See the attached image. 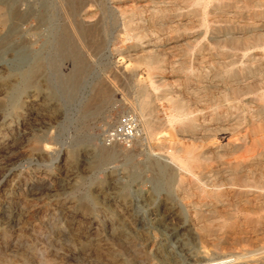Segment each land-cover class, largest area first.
I'll return each mask as SVG.
<instances>
[{
    "label": "rangeland",
    "instance_id": "rangeland-1",
    "mask_svg": "<svg viewBox=\"0 0 264 264\" xmlns=\"http://www.w3.org/2000/svg\"><path fill=\"white\" fill-rule=\"evenodd\" d=\"M255 1L0 0V264H264V0ZM182 108L200 122L195 138L170 121ZM124 115L137 134L107 144ZM164 136L183 142L181 157L197 145L209 154L200 182L227 192L215 208L207 198V220L163 164ZM244 150L239 172L218 174L221 155Z\"/></svg>",
    "mask_w": 264,
    "mask_h": 264
},
{
    "label": "bare ground",
    "instance_id": "bare-ground-1",
    "mask_svg": "<svg viewBox=\"0 0 264 264\" xmlns=\"http://www.w3.org/2000/svg\"><path fill=\"white\" fill-rule=\"evenodd\" d=\"M257 1V0H256ZM256 1H255V4H256ZM199 2V1H198ZM209 2V1H208ZM236 2V1H235ZM197 3V2H196ZM196 3H194V4H196ZM202 3V2H201ZM204 3V2H203ZM259 3V2H258ZM192 4V3H191ZM206 4V3H205ZM224 4V3H223ZM253 4V3H252ZM204 5V4H203ZM208 5V4H207ZM234 5V4H233ZM245 5H247V4H245ZM206 6V5H205ZM228 6V5H227ZM221 7V6H220ZM224 7V6H223ZM206 10V9H205ZM161 12V11H160ZM203 15V14H202ZM261 15V14H260ZM151 16L152 17H154V16H160L159 14H158V12L157 11H155L154 10V12H152V14H151ZM161 17V16H160ZM132 18V17H131ZM130 18V19H131ZM129 19V18H128ZM204 19V18H203ZM130 21L131 20H129L128 21V23L130 24ZM138 22V21H137ZM141 22V21H140ZM154 23H155V21H153ZM142 25V24H141ZM144 25V24H143ZM160 26V25H159ZM128 27V26H127ZM161 27V26H160ZM145 31V30H144ZM136 33H138V32H136ZM145 33V32H144ZM142 34V33H141ZM136 35V34H135ZM260 36V35H259ZM138 37V36H137ZM262 36H260V38H261ZM262 39H263V37H262ZM150 53V52H149ZM148 53V54H149ZM152 53V52H151ZM146 56H148L147 54L145 55V57ZM150 56H151V54H150ZM153 56V55H152ZM151 56V57H152ZM155 56V55H154ZM148 58V57H147ZM153 59H154V57H153ZM155 60V59H154ZM151 61V60H150ZM155 62V61H154ZM214 63V62H213ZM153 64V63H152ZM155 64H157V63H155ZM159 65V64H158ZM162 65H163V63H162ZM156 66V65H155ZM164 66V65H163ZM165 68H166V66H165ZM233 69V68H232ZM231 69V70H232ZM163 70V69H162ZM234 70V69H233ZM191 71V70H190ZM160 72V71H159ZM234 72H236L235 70H234ZM233 73V72H232ZM264 73V72H263ZM262 73V75H264ZM233 74H235V73H233ZM200 75V74H199ZM227 75V74H226ZM261 75V74H260ZM261 75V76H262ZM194 76V75H193ZM192 76V77H193ZM229 78H231L230 76H229ZM226 79H227V77H226ZM228 81V80H227ZM238 81V80H237ZM240 84H242V83H240ZM240 86V85H239ZM239 86H237V88H240ZM244 86V85H243ZM227 87V86H226ZM246 87V86H245ZM144 88V87H143ZM241 88H242V86H241ZM244 88V87H243ZM142 89V88H141ZM198 89V88H197ZM243 90H245V89H243ZM147 91V90H146ZM170 91V90H169ZM168 91V92H169ZM197 91V90H196ZM259 91V90H258ZM261 91V90H260ZM172 92V91H171ZM147 93V92H146ZM144 94V93H143ZM142 94V95H143ZM223 94H226L225 92L223 93ZM167 95V94H166ZM169 95V94H168ZM172 95V94H171ZM175 95V94H174ZM180 95V94H179ZM199 95V94H198ZM229 95V94H228ZM164 97H166V96H164ZM197 97V96H196ZM179 98H181L180 96H179ZM183 98V97H182ZM219 98V97H218ZM221 98V97H220ZM184 99V98H183ZM234 99H235V97H234ZM140 100V99H139ZM172 101H176L177 102V100L176 99H174V98H172L171 99ZM187 100V99H186ZM236 100H238V99H236ZM258 100H260V101H262L263 103H264V92H262V93H260L259 95H258ZM150 101V100H149ZM149 101L147 100V98H142L141 100H140V102H139V109H140V111L142 112V115H144L145 113V111L148 109V106H149ZM169 101V100H168ZM180 101H181V103L183 104V103H185V102H183L181 99H180ZM179 101V102H180ZM233 101V100H232ZM259 101V102H260ZM238 102V101H237ZM241 102V101H240ZM256 102V101H255ZM187 104V103H186ZM219 104H220V102H219ZM230 104V103H229ZM231 104H232V102H231ZM185 105V104H184ZM222 105V104H221ZM220 105V106H221ZM238 105H240V104H238ZM258 105V104H257ZM256 105V106H257ZM262 105V104H261ZM182 106V105H181ZM216 106H218V105H216ZM236 105H234V107H235ZM228 107V106H227ZM238 106H236L235 108H237ZM242 107H243V105H242ZM187 108H188V106H187ZM229 108V107H228ZM227 108V109H228ZM244 108V107H243ZM264 108V107H263ZM239 109V108H238ZM257 109V108H256ZM256 109H255V111H256ZM149 110V109H148ZM239 110H241V108L239 109ZM252 110V109H251ZM251 110H250V112H251ZM242 112V111H241ZM237 113V112H236ZM253 113V112H252ZM257 113V112H256ZM151 114H152V112H151ZM195 114V113H194ZM196 115V114H195ZM216 115V114H215ZM214 116V115H213ZM251 117H252V115H251ZM263 117V116H262ZM261 117V118H262ZM132 118H133V128H134V136H135V134H137L136 133V131H137V123H136V120H135V118L132 116ZM206 118V117H205ZM248 118V117H247ZM253 118V117H252ZM259 118V117H258ZM257 118V119H258ZM263 119V118H262ZM152 120V119H151ZM151 120H149V119H145V120H143V121H145V125H146V127H147V130H148V137L149 138H153L154 137V135L157 133L156 132V130H155V127L153 126V123H152V121ZM157 120V119H156ZM169 120V119H168ZM247 120V119H246ZM259 120V119H258ZM170 121H179L180 123H181V125H182V127H183V129L185 128V130H186V132L188 131V132H190V133H192V132H194V138H195V135L196 134H198V133H200V122L198 123L197 122V117H195V116H193V112H191V111H188V110H186L185 108H182V109H180V110H178V112H175L171 117H170ZM261 121H263V120H261ZM157 122V121H156ZM167 122V121H166ZM165 122V123H166ZM169 122V121H168ZM255 122V121H254ZM204 123V122H203ZM171 124V123H170ZM205 124H207V123H205ZM248 124V123H247ZM246 124V125H247ZM259 124H261L260 122H259ZM156 125V124H155ZM252 125V124H251ZM170 126H172V125H170ZM210 126V125H209ZM250 126V125H249ZM259 126V125H258ZM203 127V126H202ZM211 127V126H210ZM159 128V127H158ZM157 128V130H159ZM254 128H255V125H254ZM140 130V129H139ZM210 130H211V128H210ZM222 130V129H221ZM247 132V131H246ZM252 133H255V129H252V131H251ZM202 134V133H201ZM264 134V133H263ZM162 135V134H161ZM167 135V134H166ZM240 135V134H239ZM139 136V135H138ZM202 136V135H201ZM259 136V135H258ZM264 136V135H263ZM198 137H200V136H198ZM197 137V138H198ZM203 137V136H202ZM235 137V136H234ZM241 137V136H240ZM246 137V136H245ZM252 137V136H251ZM250 137V138H251ZM206 138V137H205ZM208 139H209V137H207ZM232 137H230L229 139V145H231V148H233V149H231V150H233V151H238L240 148H241V146H242V144H240V143H238L236 140H233V139H231ZM237 138V137H236ZM258 138V137H257ZM260 138V137H259ZM156 139V138H155ZM200 139H201V137H200ZM199 139V140H200ZM254 140H256V139H254ZM165 145H168V148H169V150H167V151H169V153H170V156L169 157H165L163 160H162V162H163V164L164 165H166L167 167H169L171 170H173L174 171V173H176L177 174V177H178V186H179V188L180 189H182L183 191H184V198H187V199H192L194 196H196L197 197V199H196V201L194 202V204H195V210H194V216H195V218L196 219H202V218H204V219H206L207 220V216L205 215V211H204V209H202V207L203 206H205V205H207L206 203V201H207V198H208V200L209 201H211L212 202V206L214 205V208H215V206L217 205V204H221L224 200H225V196H226V192H227V190H225V189H223V188H218V189H214V190H212V189H206L207 188V186H206V188L203 186V184L200 182V180H201V178H203V177H205L206 175L208 176V173L211 171V170H205V169H207V165L209 164L208 163V161H210V159L209 160H207V157H208V155L209 154H207V157L205 158V155H203L204 154V151H202V150H199L198 151V149H199V147H200V145H197V146H194V148L193 149H191V147H193V146H191L190 148H186V149H184V151H186V157H181L179 154H178V152L179 151H181V150H183V148H185L183 145H182V143L181 142H179L178 140H176V139H174L173 138V136H164L163 138H162V140H161ZM201 141H202V139H201ZM246 142H247V140H245ZM250 142H252V144H253V140L251 141V140H249ZM209 142V141H208ZM216 142V141H215ZM212 143V142H211ZM201 144V143H200ZM208 143H206V145H207ZM161 145V144H160ZM194 145V144H193ZM203 145V144H202ZM209 145V144H208ZM214 145V144H213ZM186 146V145H185ZM189 146V145H188ZM226 146V145H225ZM215 147V146H214ZM220 148H222L223 146L221 145V146H219ZM219 147H215V148H219ZM252 148H253V150H254V147L253 146H251ZM258 147V146H257ZM203 148H206V147H204L203 146ZM263 148H264V146H263ZM246 149V148H245ZM249 149V148H248ZM248 149H246V153H247V151H248ZM257 149H261V148H257ZM256 149V150H257ZM210 150V149H209ZM255 151V150H254ZM258 151V150H257ZM256 151V152H257ZM264 151V150H263ZM216 152V151H215ZM215 152H213V153H215ZM239 152V151H238ZM242 152H244V153H241L240 152V154L239 155H234V156H231V158H226L225 157V155H221L220 157H219V159H218V161H219V163H220V167L218 168V174L219 175H221V176H223V174L226 172V171H229V172H231L229 175H231L233 172H239L240 171V169L242 168L241 167V163H242V160H245L244 158L246 157V153H245V150L244 151H242ZM261 152V151H260ZM206 153V152H205ZM218 153V152H217ZM264 153V152H263ZM168 154V153H167ZM219 154V153H218ZM236 154V153H235ZM215 155V154H214ZM229 155V154H228ZM212 156V155H211ZM239 157H241V158H239ZM212 158H214V157H212ZM248 158V157H247ZM249 159V158H248ZM215 160V159H214ZM213 160V161H214ZM258 160V159H257ZM253 162V161H252ZM258 161H256V163H257ZM263 162V161H262ZM212 163V162H211ZM244 163V162H243ZM250 163V162H249ZM254 163H255V161H254ZM259 163H261V162H259ZM258 163V164H259ZM261 166V165H260ZM263 166H264V164H263ZM217 168V167H216ZM184 171V172H183ZM252 171V170H251ZM255 171V170H254ZM259 170L257 169V172H258ZM250 172V171H249ZM253 172V171H252ZM256 172V173H257ZM260 172V171H259ZM246 173V172H245ZM245 173H243V175L245 174ZM251 173V172H250ZM249 173V174H250ZM214 174H215V172H214ZM225 174H227V173H225ZM246 174H248V173H246ZM258 174V173H257ZM218 175V176H219ZM259 175V174H258ZM246 176V175H245ZM249 176V175H248ZM210 177V176H209ZM230 177V176H229ZM236 177H238V179H240V177L239 176H236ZM247 177V176H246ZM262 177V176H261ZM214 178V177H213ZM225 178V177H224ZM227 178V177H226ZM259 178V177H258ZM211 179V178H210ZM248 180L249 179H251L250 177L249 178H247ZM205 180V179H204ZM232 180H233V176H232ZM264 180V179H263ZM261 181V180H260ZM203 182V181H202ZM237 182V181H236ZM205 183V182H204ZM216 183V182H215ZM226 183H227V181H226ZM232 183V182H231ZM262 183V182H261ZM209 184V183H208ZM228 184V183H227ZM250 184H251V182H250ZM206 185V184H205ZM211 185V184H210ZM216 185V184H215ZM220 185V184H219ZM218 184L216 185V186H219ZM255 185V184H254ZM253 185V186H254ZM213 186V185H212ZM215 186V187H216ZM221 186H222V183H221ZM229 186V185H228ZM234 186V185H233ZM249 186V185H248ZM226 187V186H225ZM231 187V186H230ZM256 188V187H255ZM259 189H261V188H259ZM258 189V190H259ZM232 190H233V193H235L236 191H239V190H245L244 188H242V187H239V186H236V187H233L232 188ZM258 190H256V191H258ZM264 190V189H263ZM253 191V190H252ZM244 192V191H243ZM260 192V191H259ZM249 196V195H248ZM230 200V199H229ZM228 200V201H229ZM246 200V199H245ZM262 200V199H261ZM237 201V200H236ZM248 201V200H247ZM231 202V201H230ZM238 202V201H237ZM237 202H236V205H237ZM256 202V201H255ZM231 203H234V202H231ZM241 203V202H240ZM225 204H226V202H225ZM247 204V203H246ZM250 204H252V203H249V205ZM259 204V203H258ZM253 205V204H252ZM221 206V205H220ZM213 208V210H215ZM211 209V208H210ZM216 209H218V208H216ZM207 210H208V208H207ZM212 210V209H211ZM218 211H220V210H218ZM207 212V211H206ZM226 214V213H225ZM209 215V214H208ZM211 217H212V215H210ZM221 217H222V215H221ZM213 218V217H212ZM206 230V229H205ZM263 257H264V255H263ZM255 259H257V258H255ZM255 259H251V260H255ZM247 263H249V262H247L246 261V264ZM235 264H237V263H235ZM238 264H240V263H238ZM244 264V263H243Z\"/></svg>",
    "mask_w": 264,
    "mask_h": 264
},
{
    "label": "built area",
    "instance_id": "built-area-1",
    "mask_svg": "<svg viewBox=\"0 0 264 264\" xmlns=\"http://www.w3.org/2000/svg\"><path fill=\"white\" fill-rule=\"evenodd\" d=\"M134 137L133 118L131 115H124L120 118L118 125L107 133L105 138L107 144L116 142L129 144Z\"/></svg>",
    "mask_w": 264,
    "mask_h": 264
}]
</instances>
